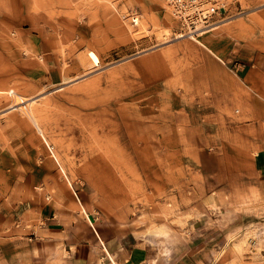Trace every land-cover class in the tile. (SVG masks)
<instances>
[{"label": "rangeland", "instance_id": "rangeland-1", "mask_svg": "<svg viewBox=\"0 0 264 264\" xmlns=\"http://www.w3.org/2000/svg\"><path fill=\"white\" fill-rule=\"evenodd\" d=\"M166 1L0 0V264L38 229L61 264L81 206L179 256L264 264V0H222L195 35Z\"/></svg>", "mask_w": 264, "mask_h": 264}, {"label": "crops", "instance_id": "crops-1", "mask_svg": "<svg viewBox=\"0 0 264 264\" xmlns=\"http://www.w3.org/2000/svg\"><path fill=\"white\" fill-rule=\"evenodd\" d=\"M246 54L250 51L244 50ZM243 61L252 59L242 55ZM53 156V154H52ZM81 211L88 220L87 234L81 239L85 242L76 244L72 251L66 249V259L61 264H208L206 252L195 250L192 253H179L168 246H158L150 242L148 236L136 234L131 230L123 231L120 228L103 229L93 224L85 208ZM36 231L29 237L25 246L29 260L20 264H54L46 257V244ZM52 247V246H51ZM70 248V247H69ZM17 252L12 251V254ZM18 264V263H15Z\"/></svg>", "mask_w": 264, "mask_h": 264}, {"label": "built area", "instance_id": "built-area-1", "mask_svg": "<svg viewBox=\"0 0 264 264\" xmlns=\"http://www.w3.org/2000/svg\"><path fill=\"white\" fill-rule=\"evenodd\" d=\"M222 0H167V6L177 22L191 35H195L214 26L215 17L218 16ZM124 21L130 27L138 26V12H126Z\"/></svg>", "mask_w": 264, "mask_h": 264}, {"label": "bare ground", "instance_id": "bare-ground-1", "mask_svg": "<svg viewBox=\"0 0 264 264\" xmlns=\"http://www.w3.org/2000/svg\"><path fill=\"white\" fill-rule=\"evenodd\" d=\"M138 20V19H137ZM165 36H166V34H165ZM182 35H177V38L178 37H181ZM166 40H164V42H162V43H165V42H167V41H169V40H167V37H164ZM69 81H73V80H69ZM67 83V82H66ZM69 83V82H68ZM59 88H61L60 86H59ZM27 102L26 101H18L17 102V104L25 111V113L29 116V118L33 121V123L35 124V121H34V119H33V117H32V115H31V113L28 111V109H27V104H26ZM36 125V124H35ZM40 133H41V131H40ZM41 135H42V133H41ZM53 157L57 160V156L55 155V154H53Z\"/></svg>", "mask_w": 264, "mask_h": 264}]
</instances>
